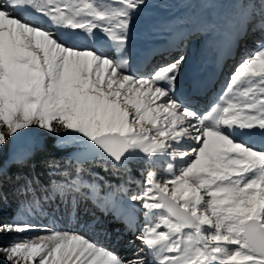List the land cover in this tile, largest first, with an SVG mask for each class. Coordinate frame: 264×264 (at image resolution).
Returning <instances> with one entry per match:
<instances>
[{
  "label": "snow or ice",
  "instance_id": "snow-or-ice-1",
  "mask_svg": "<svg viewBox=\"0 0 264 264\" xmlns=\"http://www.w3.org/2000/svg\"><path fill=\"white\" fill-rule=\"evenodd\" d=\"M148 6L0 0V146L39 129L79 150L74 172H59L42 196L25 185L21 215L91 199L135 237L125 259L86 234L58 229L52 208L50 227L0 223V236L46 233L0 246L5 264H264V0H241L237 48L249 31L261 35L204 108L178 89L184 55L148 72L133 68L134 21ZM96 158L117 171L142 163V191L120 185L100 197L80 166Z\"/></svg>",
  "mask_w": 264,
  "mask_h": 264
},
{
  "label": "rangeland",
  "instance_id": "rangeland-1",
  "mask_svg": "<svg viewBox=\"0 0 264 264\" xmlns=\"http://www.w3.org/2000/svg\"><path fill=\"white\" fill-rule=\"evenodd\" d=\"M159 3L158 4L156 3ZM163 0H149V6L142 15L134 21L133 34L130 40L133 68L141 72H148L157 65L180 55L185 56L183 70L180 75L178 89L181 94L192 93L201 108L210 104L224 88L229 72L240 58V52L249 53L255 50L254 41L260 37L259 32L249 31L248 35L239 40V48L236 46L235 27L228 25L222 37L212 48L213 41L209 39V46L205 52L197 48L200 40L187 36L188 25H173L165 17V9L160 6ZM163 5V4H162ZM169 15V14H167ZM214 27V26H213ZM23 135H17L15 139L9 138L8 154L18 155L20 151H26L41 141L43 130H24ZM54 139L58 140L56 136ZM59 146L78 147L71 140H58ZM21 153V152H20ZM99 159V158H96ZM158 170V169H157ZM161 171V172H160ZM158 177H164L166 173ZM113 190L103 189L99 191L100 197H106ZM45 215L28 216L26 213L18 215L15 220H28L41 228L50 227L52 224V208L55 211V226L58 229L79 231L86 234L89 239L109 248L117 255L130 259L135 248L128 244L134 240L132 232H129L125 224L117 219L109 209L107 211L98 207L93 200H80L78 205L57 203L49 208L47 205ZM140 226L143 225V210L140 211ZM46 233L41 230L26 232L18 235V240H31L34 237L43 236ZM136 241L135 247H140Z\"/></svg>",
  "mask_w": 264,
  "mask_h": 264
},
{
  "label": "trees",
  "instance_id": "trees-1",
  "mask_svg": "<svg viewBox=\"0 0 264 264\" xmlns=\"http://www.w3.org/2000/svg\"><path fill=\"white\" fill-rule=\"evenodd\" d=\"M258 2V0H257ZM159 6V3L156 2ZM163 4V5H162ZM160 6L165 11V17L173 25H188L187 36L200 40L197 48L209 46V39L213 41L212 48L223 36L228 25L236 28L241 9V0H163ZM214 26V27H213ZM225 27V28H224ZM207 52V51H206ZM205 52V53H206ZM210 51L207 52L210 55ZM51 133H44L41 141L30 149L18 152V155L8 154L9 140L6 145L0 146V167L3 168L2 183H0V223L12 222L22 213V195L26 184L35 190L32 196L43 195V189L50 186L53 181L60 180L59 172H74L76 164L65 157L70 148L58 145ZM59 167H49L50 162ZM83 169L81 175L84 180L95 183L99 191L103 189L114 190L124 185L129 194L142 191L146 177V170L142 163L131 162L128 169L117 171L111 164L101 159L86 161L80 165ZM159 170V169H158ZM157 171L158 175H162ZM143 172V174H142ZM134 181V182H130ZM17 234L0 236V246H7L18 240ZM0 264H5L0 255Z\"/></svg>",
  "mask_w": 264,
  "mask_h": 264
},
{
  "label": "water",
  "instance_id": "water-1",
  "mask_svg": "<svg viewBox=\"0 0 264 264\" xmlns=\"http://www.w3.org/2000/svg\"><path fill=\"white\" fill-rule=\"evenodd\" d=\"M79 155V150H78V147H75V148H70L69 150L66 151L65 153V157L67 159H70L73 163L76 164V158L77 156ZM93 159H88L87 161H91ZM86 161H83L82 163H84ZM81 163V164H82Z\"/></svg>",
  "mask_w": 264,
  "mask_h": 264
}]
</instances>
